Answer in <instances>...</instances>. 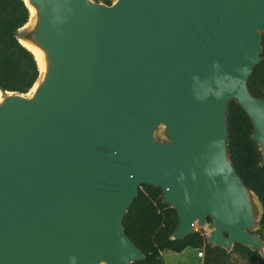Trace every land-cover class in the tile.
Instances as JSON below:
<instances>
[{
    "label": "water",
    "instance_id": "water-1",
    "mask_svg": "<svg viewBox=\"0 0 264 264\" xmlns=\"http://www.w3.org/2000/svg\"><path fill=\"white\" fill-rule=\"evenodd\" d=\"M27 92L0 91V264H135L124 220L144 185L204 231L264 259L260 196L232 159L230 109L264 166V0H23Z\"/></svg>",
    "mask_w": 264,
    "mask_h": 264
},
{
    "label": "trees",
    "instance_id": "trees-1",
    "mask_svg": "<svg viewBox=\"0 0 264 264\" xmlns=\"http://www.w3.org/2000/svg\"><path fill=\"white\" fill-rule=\"evenodd\" d=\"M28 18L29 10L23 0H0V91L27 92L38 78L39 72L34 56L20 44L16 36L18 29L28 21ZM249 87L254 95L264 97V61L256 67L250 79ZM238 119H241L246 124L250 136L253 127L248 116L236 103H232L230 109V149L232 159L248 186L260 196L264 206V187L255 179L254 174L248 170L246 155L244 154L245 144L242 143L236 129ZM142 188L145 193L140 191L139 197L130 206L124 220L127 234L146 255L145 260L135 264H165L161 251L170 250L180 253L188 248L201 249L204 244L206 248L205 264H207L211 253L219 249H212L207 244L205 237L200 233H195L184 241L172 240L171 236L177 225V213L174 209H168L167 225L164 230L156 231L151 225H148L143 231L133 228V217L138 213L139 206L145 200L150 198L155 200L154 214L157 210L168 208V206L162 204V192L160 189L148 185H144ZM235 246L244 247L239 244ZM262 261L264 264L263 258Z\"/></svg>",
    "mask_w": 264,
    "mask_h": 264
},
{
    "label": "rangeland",
    "instance_id": "rangeland-1",
    "mask_svg": "<svg viewBox=\"0 0 264 264\" xmlns=\"http://www.w3.org/2000/svg\"><path fill=\"white\" fill-rule=\"evenodd\" d=\"M105 3H111L113 0H96ZM236 129L238 136L242 143L245 144L244 154L246 155L248 170L254 174L255 179L264 187V166H261L262 156L258 145L249 136V129L246 124L238 119L236 122ZM253 132V131H252ZM250 139H249V137ZM140 191L145 193L141 187ZM155 200L149 199L139 206L138 213L133 217V228L143 231L148 225H151L156 231L164 230L166 228V219L168 208L164 210H157L154 214ZM173 209V208H171ZM196 233L204 236V231L196 227ZM257 233L264 239V217L261 221V226ZM204 250V256L199 257L200 249L188 248L183 252L176 253L170 250L161 251V256L165 264H205L206 248L205 244L201 247ZM207 264H263L262 257L256 252H250L246 247L235 246L234 249L228 253L225 250H214Z\"/></svg>",
    "mask_w": 264,
    "mask_h": 264
},
{
    "label": "built area",
    "instance_id": "built-area-1",
    "mask_svg": "<svg viewBox=\"0 0 264 264\" xmlns=\"http://www.w3.org/2000/svg\"><path fill=\"white\" fill-rule=\"evenodd\" d=\"M198 256L201 258L204 256V250L203 249H200L199 252H198Z\"/></svg>",
    "mask_w": 264,
    "mask_h": 264
}]
</instances>
